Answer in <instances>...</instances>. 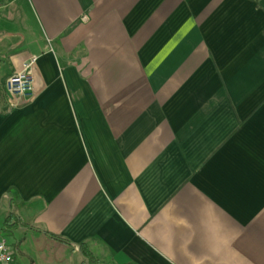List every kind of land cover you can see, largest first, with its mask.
Segmentation results:
<instances>
[{"label":"crops","instance_id":"crops-1","mask_svg":"<svg viewBox=\"0 0 264 264\" xmlns=\"http://www.w3.org/2000/svg\"><path fill=\"white\" fill-rule=\"evenodd\" d=\"M0 204L11 264H264V0H0Z\"/></svg>","mask_w":264,"mask_h":264},{"label":"built area","instance_id":"built-area-1","mask_svg":"<svg viewBox=\"0 0 264 264\" xmlns=\"http://www.w3.org/2000/svg\"><path fill=\"white\" fill-rule=\"evenodd\" d=\"M37 56H30L24 62L23 68L12 74L6 81L8 92L17 97L29 101L34 90V66ZM14 247L9 238L0 234V264H11L14 261Z\"/></svg>","mask_w":264,"mask_h":264},{"label":"rangeland","instance_id":"rangeland-1","mask_svg":"<svg viewBox=\"0 0 264 264\" xmlns=\"http://www.w3.org/2000/svg\"><path fill=\"white\" fill-rule=\"evenodd\" d=\"M5 213L7 215L8 213H10V210L7 209V208H5V207L2 208V205L0 204V228L3 226V224H4L3 227L6 228L5 229V232L4 231H1L0 234H5L8 238H10L9 235L11 234V230H12V232L14 231V234H15V237L16 238L20 237L19 234L17 233V230H14L12 228V226L11 227L10 226L7 227V225H5V223L3 222ZM21 260H22V264H32V262H31L32 260L28 256H26V255Z\"/></svg>","mask_w":264,"mask_h":264},{"label":"trees","instance_id":"trees-1","mask_svg":"<svg viewBox=\"0 0 264 264\" xmlns=\"http://www.w3.org/2000/svg\"><path fill=\"white\" fill-rule=\"evenodd\" d=\"M12 217H13L12 214L10 216H8V218L6 219V225L13 224L12 222H10V220H11Z\"/></svg>","mask_w":264,"mask_h":264}]
</instances>
